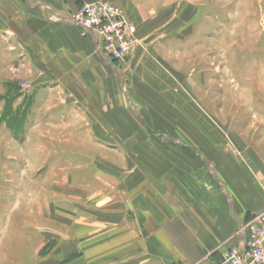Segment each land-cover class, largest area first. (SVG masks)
Masks as SVG:
<instances>
[{
  "label": "crops",
  "instance_id": "crops-1",
  "mask_svg": "<svg viewBox=\"0 0 264 264\" xmlns=\"http://www.w3.org/2000/svg\"><path fill=\"white\" fill-rule=\"evenodd\" d=\"M96 1L0 0V44L13 39L11 54L33 74L29 136L33 150L47 154L38 163L47 167V194L31 195V214L37 217L34 211L43 208L53 217V231L68 232L73 201L93 206L94 219L75 221L86 232L79 257L85 263L217 262L223 247L243 244L236 231L264 205V102L256 96L264 95V82L258 90L253 80L243 86L241 103L248 111L238 117L209 114L200 122L198 114L175 112L191 121L192 145L183 148L177 140L175 155L160 154L158 163L151 161L155 151L148 145L142 151L149 156L136 163L138 135H146L139 121L145 125V117L124 90L130 87L127 70L136 69L144 51L132 50L119 63L91 36H82L69 17ZM43 71L54 75L36 77Z\"/></svg>",
  "mask_w": 264,
  "mask_h": 264
},
{
  "label": "rangeland",
  "instance_id": "rangeland-1",
  "mask_svg": "<svg viewBox=\"0 0 264 264\" xmlns=\"http://www.w3.org/2000/svg\"><path fill=\"white\" fill-rule=\"evenodd\" d=\"M118 3L136 25L133 51H144L136 69L127 70L130 87L127 85L124 90L145 117L146 126L139 121L146 135H138L141 143H136L140 152L136 163H142L143 157L147 159L149 153L142 150H147L148 145L155 151L151 154L153 163H158L160 154L175 155L177 140L179 145L183 141V148L192 145L191 134L196 133L189 131L191 121L175 117V112L198 114L201 122V117L207 118L209 114L238 117L248 111L245 101L241 103L243 86L253 80L258 90L264 82V0H119ZM86 35L89 36L82 33ZM13 44L14 40L6 37L0 44L1 51H6L0 54V264H93L79 258L84 249L80 242L86 232L79 230L75 222L94 219L93 206L86 208L73 201L74 217L68 232H61L59 226V230L53 231L54 226L48 221L53 217H48L43 208L36 207L37 217L31 214L35 210L30 204L31 195L47 194V167H38L40 160L46 161L47 154L32 148L29 133L34 122L30 93L33 74L26 64H20L21 57L15 59L11 54ZM52 74L43 71L36 77L43 79ZM120 95L126 101L121 90ZM256 96L264 102L262 93ZM228 122L238 124L239 120ZM147 128L168 134L157 136ZM202 132L200 129L197 135L200 146L206 144ZM34 219L35 226H25Z\"/></svg>",
  "mask_w": 264,
  "mask_h": 264
},
{
  "label": "built area",
  "instance_id": "built-area-1",
  "mask_svg": "<svg viewBox=\"0 0 264 264\" xmlns=\"http://www.w3.org/2000/svg\"><path fill=\"white\" fill-rule=\"evenodd\" d=\"M69 20L89 34L97 48L112 61L125 62L136 43V25L123 9L110 0L85 4ZM243 244H230L220 251V259L210 264H264V205L236 231Z\"/></svg>",
  "mask_w": 264,
  "mask_h": 264
}]
</instances>
